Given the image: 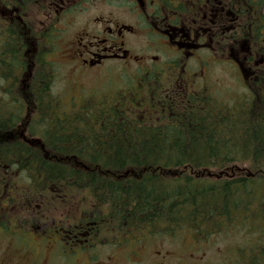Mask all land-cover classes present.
<instances>
[{
    "label": "trees",
    "instance_id": "16d2710c",
    "mask_svg": "<svg viewBox=\"0 0 264 264\" xmlns=\"http://www.w3.org/2000/svg\"><path fill=\"white\" fill-rule=\"evenodd\" d=\"M42 32L28 25L21 37ZM56 39L22 55L23 84L0 93V133L28 120L42 150L0 155V166L16 163L38 202H78L87 248L221 238L228 255L214 264H264V90L184 96L161 73H138L131 88L105 84L65 104L53 90Z\"/></svg>",
    "mask_w": 264,
    "mask_h": 264
},
{
    "label": "flooded vegetation",
    "instance_id": "af4514ba",
    "mask_svg": "<svg viewBox=\"0 0 264 264\" xmlns=\"http://www.w3.org/2000/svg\"><path fill=\"white\" fill-rule=\"evenodd\" d=\"M97 3L108 12L92 11L79 21L64 52L77 71L113 62L143 76L161 73L186 96L213 89L215 65L222 64L234 69L246 90H264V0H0V93L15 91L9 81L17 79L22 55L48 51L53 37L61 44V21L69 26L70 15ZM37 15L40 39L24 41L27 20ZM15 123L20 126L0 133V155L17 156L25 148L35 158L42 147L21 126L29 121ZM23 173L16 163L0 166V264H111L110 258L97 262L96 247L87 248L89 235L76 231L78 205L38 202L36 186ZM50 240L59 249L50 244L41 251L40 242Z\"/></svg>",
    "mask_w": 264,
    "mask_h": 264
},
{
    "label": "rangeland",
    "instance_id": "374dc122",
    "mask_svg": "<svg viewBox=\"0 0 264 264\" xmlns=\"http://www.w3.org/2000/svg\"><path fill=\"white\" fill-rule=\"evenodd\" d=\"M96 5V8L92 5L86 12L70 15L69 26L61 21L60 27L64 29L62 43L56 47V56L50 60L56 66V79L53 90L55 94L63 97L65 104H69L70 97L78 98L81 91L95 88L100 92L105 84H110L115 88L124 86L125 88H131L135 77L138 76L137 72L133 73V70L120 67L113 62L93 69L77 71L73 65L64 60V52L79 28L78 22L91 17L90 12L92 11H96L98 15H104L108 12L109 8L104 4L97 3ZM32 19H40V16H34ZM213 78L217 84L214 88L215 91L222 92L223 88L236 94L244 93L240 89V87H244L232 67L216 64ZM71 87H73V90H70ZM50 237H54V235H50ZM50 244H52V247L59 249V246H56L57 244L53 240L52 243L49 241L40 242L41 251L47 253ZM227 244L228 242L221 238L206 244H195L191 239L181 237L175 239L157 238L150 242L137 243L131 248L98 246L91 253H94L97 262L105 263L106 259L110 258L111 264H214L219 261L221 255L223 258L227 257V253L222 254ZM2 248V241H0V249ZM62 263L64 264V262Z\"/></svg>",
    "mask_w": 264,
    "mask_h": 264
}]
</instances>
